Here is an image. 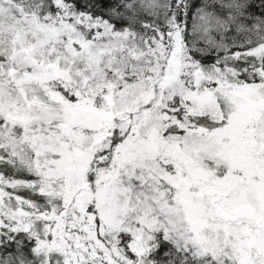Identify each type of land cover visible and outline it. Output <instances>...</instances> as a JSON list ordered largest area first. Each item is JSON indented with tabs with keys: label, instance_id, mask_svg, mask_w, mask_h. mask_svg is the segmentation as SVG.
Here are the masks:
<instances>
[{
	"label": "snow or ice",
	"instance_id": "6c2138e0",
	"mask_svg": "<svg viewBox=\"0 0 264 264\" xmlns=\"http://www.w3.org/2000/svg\"><path fill=\"white\" fill-rule=\"evenodd\" d=\"M0 264H264V0H0Z\"/></svg>",
	"mask_w": 264,
	"mask_h": 264
}]
</instances>
